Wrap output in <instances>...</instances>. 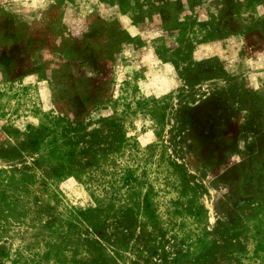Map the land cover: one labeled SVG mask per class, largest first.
Masks as SVG:
<instances>
[{"label":"rangeland","instance_id":"obj_1","mask_svg":"<svg viewBox=\"0 0 264 264\" xmlns=\"http://www.w3.org/2000/svg\"><path fill=\"white\" fill-rule=\"evenodd\" d=\"M0 264H264V0H0Z\"/></svg>","mask_w":264,"mask_h":264}]
</instances>
